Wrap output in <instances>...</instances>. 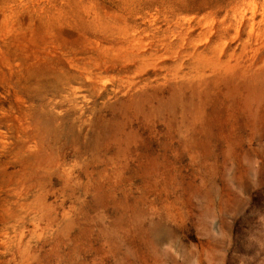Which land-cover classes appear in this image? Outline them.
I'll list each match as a JSON object with an SVG mask.
<instances>
[{
	"label": "rangeland",
	"instance_id": "rangeland-1",
	"mask_svg": "<svg viewBox=\"0 0 264 264\" xmlns=\"http://www.w3.org/2000/svg\"><path fill=\"white\" fill-rule=\"evenodd\" d=\"M262 168L264 0H0V264H264Z\"/></svg>",
	"mask_w": 264,
	"mask_h": 264
},
{
	"label": "bare ground",
	"instance_id": "bare-ground-1",
	"mask_svg": "<svg viewBox=\"0 0 264 264\" xmlns=\"http://www.w3.org/2000/svg\"><path fill=\"white\" fill-rule=\"evenodd\" d=\"M248 167H251V166H248ZM246 169H248L247 166H246ZM260 171L264 174V168H262ZM237 180L239 181L240 184H243V182H242V176H237ZM156 230H157V228H156ZM156 230L153 231V234H156ZM160 233H162V231ZM156 235H158V234H156Z\"/></svg>",
	"mask_w": 264,
	"mask_h": 264
}]
</instances>
